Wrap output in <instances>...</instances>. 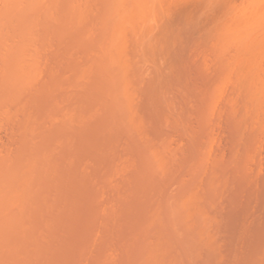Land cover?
Segmentation results:
<instances>
[{"label":"rangeland","instance_id":"obj_1","mask_svg":"<svg viewBox=\"0 0 264 264\" xmlns=\"http://www.w3.org/2000/svg\"><path fill=\"white\" fill-rule=\"evenodd\" d=\"M0 1H2L4 3V0H0ZM21 1H20V3H21ZM28 1L29 0H27V3H25L23 0L22 1L23 4L22 3L17 4V2H16L17 6L15 5V3H12L11 7H8L9 9L6 8L7 11L10 9L16 8V10L19 9L18 10L19 12L23 11V13H27L26 15L25 14L23 15L25 18L23 16H21L23 13L20 15V14H18L19 12L18 13L15 12L16 10L9 11V12H7V14H4V12L6 10V9H3L5 7V3L3 4L2 2H0V6L3 5V7L2 6L1 7L4 10V12H1L3 10L0 11L1 12L0 14L2 16V17L0 16L1 17L0 22L3 23V24L0 23V25L2 26L5 24L4 22H2V19L3 20L5 19L4 21L6 22V26L5 25L2 27L0 26V29H2L0 31L2 33V35L1 34L0 35L3 38H5V36L7 34H9V35H7L9 39L5 38L6 39L5 42L7 41L5 45L7 46V43H10L8 45L9 47L7 46V48H11L10 49L11 53L13 50L15 51L17 48H18L17 53L20 55H22V54L19 53V51L22 53L24 52L23 54H27V53L29 54L30 52H32L30 54L35 56V57H39V60L38 59L37 60L40 63V66L37 65L38 66L37 69L40 68L39 72L37 70L39 75L37 74L38 76L35 77L36 80H33L32 82H30V84L27 86L26 85L27 83L25 84V80H23L22 78L18 80V78H20L19 77L20 75H18V74L21 72V71H19L21 69V67H16L17 65H20V63H19L20 60L18 59V54L16 53L14 55V56H16L15 61L12 59H9V60H12V63H14L13 64L14 67H13L12 64L10 63V61H9V63H8V60L4 61V60L8 59V56H5V55L7 54L10 57V54H8L9 51L6 54L4 53L7 50L5 51V49H3V48H5L4 47L5 45L2 46L3 45L2 42L0 43V44H2V45H0V47H2L0 49L1 50L0 51V57H3V59L5 57L4 60L0 58V190L3 189V191H1L0 193H2V195L6 196L5 193L7 194V191L11 187L12 188L10 190L14 189V187H16L19 184L18 183L19 179H18V177L16 178L15 175H18V173H20L21 170L25 167V165L27 163V159L29 157L30 158L36 157L38 154H41V153H44V154L46 153V155L49 153L48 155L50 158L48 159V163H46L47 166L49 165L46 168V169H48V171L45 169V166H46L45 165L43 171H41L42 169L40 170L41 173L38 171L39 172L38 174H40V175L37 174L33 183H32V185H33L32 189L34 191V192H32V193H34L32 195L35 196V202L36 203L35 202L33 203L32 201H31V203L27 202L28 207L25 205L26 207L24 206V208H23L24 211H25V208L26 209L28 208V210H29V211L26 210L27 213L29 212V214L24 212L25 216L29 215L31 217V219L32 218H34V219L29 220L30 217L28 216V219H27L28 223L25 222V225L26 226H27V224H29V225H28V227L23 225L24 227H26V228H23V230H22V228H20L21 232L23 231V234H24V238L23 237H20V238H21V240L28 239L30 237L31 232H33V230H32V228L34 227L33 225L36 226V228H34L35 229L34 233L37 232V228H38V231H39V229L40 230L42 229L40 231L41 232L40 234L37 235V233H36V239L34 238V236H33V238L31 237V239H30L31 242L33 240H35L33 242H34V245L36 244V249L34 248L35 250L34 249L32 250L30 248V244H31V243H29L30 241L27 243V244H29L28 245L30 248L29 249L26 247L27 246L26 244H25L26 246L24 245V243H22L24 245L23 246L20 243V241H21L20 240L19 243L24 248V249L21 248L22 250L21 249L20 250L21 251L24 250L23 251L24 253L23 252H20L21 254L18 252L16 253L17 250L19 251V248L15 252H13V254L15 253L14 257H12L13 256L12 252L11 253L4 252L5 254H3V255H5V256L7 254H10V255L12 254L11 257H9V258L7 257L5 259L2 255L3 250L1 248H3V247H1L0 248L1 249L0 257H2V259H0V260H2V261L0 264H4V263L5 264H140V263L143 264L142 260H145L146 259L145 256H147V255H143V254H145V252H147L146 251L147 248H146V246L145 247L143 246L144 249H141V246L144 242L148 243V240L151 239L149 237L152 235L151 234L148 236V233L150 234L151 230H154V228H155V227H153L150 229L149 225H146V224H148L147 222H143V224L145 226L144 228H143V226L140 227L141 222L144 219H146L145 216L143 217V214H144V212L147 211V208H149V210L147 211V212H149L153 207H156V209L158 207V209L161 210L160 213L165 211V210H163V208H165L166 210L168 209L167 210L168 214H169V209H170V215H166L165 214L166 211L162 213L163 214L162 220L165 219L164 215H166V219H169L171 216L172 225L174 226V224H175V226H177V225H178V227L181 226L179 229L180 231L179 230L177 231V228H173V229L176 232L181 233V234H178L177 236L180 235L181 237H183L182 232L185 229L183 228V230L181 232L182 225H179V223L182 220H184L183 222H185V218H187V222H190L194 229H197L200 226V223L198 221H196L197 219L195 217L190 216V212H192L196 206L199 208L201 207V209H199V210L197 209L198 211L205 208L209 212V213L208 212L205 213L204 212L205 210L200 211L201 213L202 212L205 213V214L203 213V217L204 216L206 218L208 217L206 220L209 219V216H208L209 214L213 215V216L211 215L212 217L210 216V218H213V221H212V219L211 220L209 219V221L212 222V224H213V226H211V228H210V238H208V240L210 241V244L208 245L209 241H207V242L204 241V243L206 242V245H207V246H205L204 243L202 245V243L199 241L201 244H200L199 250L196 251L198 254L195 252V250L193 252H195L194 254H197V255H200L199 253L203 252L200 255L202 257L199 259L197 258L198 259L197 260L195 258V255H194L193 257H194V259H196V260H194L193 257H191L193 254L191 255L189 253V255H191V256H190V259H188V261L191 260V258L193 260H191L192 263L188 262L186 259L189 257L188 252L191 250V253H193L192 249L189 248L190 247L189 245L194 246L198 242H196L195 238L193 239L192 233H191V237L189 234H186V238H187V236H189L188 239H186L187 240L186 244L183 242V241H185V240H182L183 238L180 239V237H178V240H179L178 242L181 243V246H180V243H179V246H180V248H182V245H183V247L185 246L184 250L179 251L180 248H178L179 247L177 244L178 242L177 243L174 242L175 244H177L176 245L177 249L175 248L176 250H174L172 247L171 251L169 250L170 253L167 252L168 254H166L165 258L162 257V258H164V261H167L168 256H170V254L172 256V253H175L178 257L179 254H177V253L181 252L180 255H182V257H183L184 256L182 254L183 251H185V249H186V252H187V248H189L190 250L187 252V254L184 252V254H186L185 256L188 255V257L182 258L181 256H179V258H180L178 260L180 262L179 264H181L183 262V260H185L183 262L184 264H264V130H258V129H260L259 128L260 125L258 123H256V121L259 120L258 118L261 117V114L257 115L258 116V118L256 117L257 120H255L256 118H254L253 116L251 117L255 120V121L253 120L254 124L256 126H257V124L259 125V127L257 126L258 128L255 129V131L253 130V133H250L252 131H250V129H249L252 127L249 125L250 127L248 128V126H247V128L249 129V130H247L249 133L248 132L247 133L251 134L252 135L251 137L253 139H251V137L249 135H247V133L245 131L246 126H244V125L241 126L242 124L239 125L237 123H233V120H230V123H231V125H230L229 120L226 119V117H227L226 114H227V112H229L227 110V108L231 107L229 105L232 104L231 100H229L227 97L231 96L230 94L232 93V91H231V93H229V89L231 87H230V84L229 85L226 84L228 88L226 87V85H225V88H226V92L228 90L229 96L224 97L223 98L224 100L220 101V102H222L221 104H219L220 102L218 101L217 105L219 107L216 105L217 106L216 108H218V111H220V113L223 112L220 115V116L223 115V117L220 118L219 114L217 113V109H216V111L213 112V117L211 118V126L209 127V128H211L210 129L211 133L208 132L209 134H207V136H209V137H207L206 131H209V129L207 130V128L206 129L202 128L198 124V120L200 122V120L203 119V104L199 100H201L204 93L202 94V90H201L202 95L201 94L196 95V92L193 93L194 91L190 92V94H189L188 90H186V89H190V90L193 89L194 90V88L191 89L192 86H190L191 84H193V82L200 84L199 83L200 79L198 78L199 82H198V79H196L197 76L195 77L196 81L193 80L194 76L196 74V72L194 71L195 65L194 66L192 65L193 67H191V69L195 72V74L194 73L192 74L193 71L190 70V68H189V71L191 74L188 73V74H190L188 76L192 75L193 78L190 77L191 80L186 79V83H185V81H183V83H185L187 86L185 84L180 85L179 84L180 80H177L178 78L174 79L177 82L179 81L178 83L176 82L177 83L176 84L172 78V73L169 74L170 72L169 73L167 72L169 70V68L167 71H165L167 69V67H170V65L168 66V63L170 62L169 60L171 59V62H172V59H175V58L181 60L180 61L181 65H183L182 60L187 61L189 59H193V60L197 59V60H199V62L194 61L197 63V65L199 63V66L204 65L203 68L208 69V67H206V66H208V64L206 63L207 64L206 65L205 62H203L204 60L206 61V59H203V57H205V58L209 57V59L207 58L208 59L207 62H209V60L210 61L216 60V58L214 59V57H217V56L229 57L231 55H241V56H243L242 57L243 59H244V57L245 58L247 57L249 59L253 58V57L255 58V56L257 58H258V56L264 57V17H262L261 20H259L257 23H255L254 25L251 26L249 36L246 37L245 39L244 38L243 39L238 38L235 40L223 39L219 36L218 31H217L218 28L223 26V24H221V23H223L224 21L225 22L228 21V17L230 19V17L231 16L233 17L234 14H237V15L240 14L243 9L244 10L246 9L244 7H248V9H250L251 7H249V3L251 2V0H137V4H138L137 7L140 5L141 2L144 3L147 7L146 8L147 13H146V15L144 13V16H143V20H142L143 23L140 20L141 18L139 19L140 21L138 20L139 21V27H138L139 30H140V28H142L143 32L145 31L144 34L146 32L147 33L145 34V36H144V34L140 35L139 30H137V34L139 32L140 37L144 36L143 40H142V38H141V40H139L140 38L138 39V35L136 37V35L134 36V34L131 31H130L131 33L128 32L130 34V36L127 39H129V41H130V43H128V44H130V47L127 44V48H128L127 51L130 52L131 56L136 54L135 55L136 57L134 56L136 59L134 57L133 58H134V60H137V63L134 62L133 66H132L133 62H131L130 67H134L135 69H138V72H137V71H134L132 68H130L129 74H130V71L132 69L134 72L131 71V73L134 74L135 80L138 81L137 82V81L133 80L132 79L133 76H132V74H130V78L133 81L132 84L136 85V87H134V88H137L139 85H141L135 91L139 92L140 89H141V91L143 89L145 90V88H143V87H146V91H142V92H144V94L146 93V95L142 94L141 91L137 95L135 94L137 98L135 97L134 100L138 101V104H136V106L137 105L138 106L137 107L135 106V109L133 110L134 111L133 114L137 113V115H139V116L141 115L142 118H144V120H142V118H141V120L144 122V125L148 121L147 127L144 128V129H146V128L147 129L144 131H147L146 133H149V134H147V135H149V137H150V135H151V137H153L154 140L151 137L150 138L152 139V141L150 142L151 139L149 140V142L152 143L151 145L154 144L153 146H155L154 142L157 141V143H158L157 146H159V144H162V141L166 138L167 140L165 139L166 140L165 142H167L168 144L170 142V144H172L171 149H170L171 152H173V154H174L175 150L177 152H180V153H177V152L175 153V157H177V156L180 157V154H181L180 158L178 157L175 160V159H172V158H175L174 156L171 157L170 162H171V165L173 167H172V169L171 168L170 169L173 170V172H171L168 169L167 171H165L166 174H163L164 172H161V171H160L161 174H158V171H156L157 174H153L154 173L153 169H152L151 173L150 172L148 173L147 171L144 170V168H146V165H148V164H146L147 158L144 159V157H143L144 155L142 156V154H143L142 150L140 151V148H139L140 145H138V143L140 141H143V140H141V137H140L141 134L139 135V137L137 136V134L140 133L139 131L137 133L132 132V133H134V135L129 134L130 128L126 129L128 124H127V122H126V124H124V122H123V121H125V117H126V113L124 115V112H123V110L125 111V109H123L124 107L121 109L123 102H121L122 104L120 102H118L115 99L117 96L116 93L115 92L113 93L115 88H117V90L119 88V86H116V85L120 84V80H117V78H119V77L116 75V71L111 70V72H115V76H117V78H115V76L114 77L112 76V75H114L113 73L109 74L111 72H108V71H110L111 65H112L111 68L113 69L114 64H111V65L107 64L109 70L107 68H105L107 71L105 73H108L109 76H112L110 79L107 74L105 75L108 79H110V81H112V82H106V83H110L108 86L104 82V79H105L104 76H103L104 78H99L100 76L95 77L96 75L94 76L92 74V72L94 74L96 72L92 71L91 68L88 67L91 64L93 65L95 63V61L94 62L91 61L92 59L91 58L89 59V57L91 56L93 58V60L96 59V58H94V56L92 54H95L96 52L98 53V51H99L98 47L101 46L99 43L100 42L102 43V41L104 40L101 38L107 37L104 35L105 32L103 33V29L98 27V26H100V27L103 26V28H104V25L101 24L98 20L99 19L101 21L103 19H105L106 21L112 20V19H110L112 17L108 18L109 15H112L111 14L112 12L107 11L108 5H110L109 9H111L110 8L112 5L111 0H109L110 3L107 0L108 1L107 3H109L108 5L103 4L105 2L102 3V0H100L101 4H100L99 0L93 1V2H96L95 5H94V3H92V0H79V1L78 0H76V1L72 0L71 3H73V4H71L69 2L70 0H55L57 3L59 1V3H58L59 5L56 4L58 7V12L56 10L57 9L56 6H55L56 8L54 9L56 11H52L53 10L52 8L54 6L53 5L50 9L51 10L50 15H48L50 6H49L48 10L45 9L43 11V9L45 7L46 8L48 7V5H46V3L47 4L49 3V5L50 4L52 5L53 3L55 4L54 0H52V1L51 0L50 1L49 0H42L40 2L39 6L41 5V8L45 5L43 7V9H41V11H43V12H41L40 9H38V11L35 10L37 7L35 9L33 8L35 11H33V9L32 10L30 9L31 10L30 11L29 8H27L25 6V4L26 5L28 4ZM112 2H113V0H112ZM76 3L79 5H77L78 7L75 9ZM87 3H89V4H87ZM69 4L71 7V9H69L71 14L70 13L66 14V13H68L67 11H68ZM102 4H103L104 8H103V6H101ZM21 5L23 7H20ZM89 5H90L91 9H89L90 8ZM25 7H26V9H28V11H25L26 10ZM99 7H100V9H99ZM86 8L89 10H87ZM92 8L93 9L97 8L98 10L94 9V11H92ZM103 9H105V10H103ZM74 10H77V11H74ZM85 10H86V12H85ZM36 11H37V13L40 14V16H39V14L38 15L37 14L32 15V13L33 12L36 13ZM87 11H90V13H88ZM100 11L102 12V13H100V15L101 16L104 15V18H102L99 15L102 19L98 16ZM29 12H32V13H30L32 16L31 15L28 16ZM52 12L54 14L56 12L55 16H53V17H52V15H53ZM73 12L78 13V14L75 13V14H77L76 18L73 17L75 15V14L73 15ZM107 12H109L110 14ZM2 13H3V15H2ZM11 13L14 16H11L10 15ZM86 13H88L89 16ZM17 14L20 17V21L23 20V22L25 21L26 23L21 24V22L19 21L18 18L15 19L14 17H17L16 16ZM45 14L47 15L46 20H45V17H46ZM106 14H108V16ZM250 14L251 13L249 12L248 15H250ZM43 15L45 17H43ZM237 15H236V17H237ZM37 16L39 19L37 18ZM48 16H51L53 18V19L51 18L52 20H56V16H57L56 22L52 21L50 18H48ZM67 16L69 18H67ZM70 16L75 18L73 23L71 21L72 18ZM97 16H98V18H97ZM26 17H28V18L26 19ZM35 17H36V19H35ZM77 17H78V19H77ZM86 17H88V18H86ZM58 18L61 19V21H64L66 19V21H64V22H66V24H67V21L69 20L68 25H65L64 22L62 23L60 20H58ZM95 18H97V19H95ZM107 18H108V20H107ZM38 20H40V21H38ZM43 20H45L46 22ZM77 20H79V21H77ZM16 21H18V23L20 25L17 26ZM80 21H82V23ZM106 21L105 22L103 21V23L105 25L107 23ZM58 22H59V24H56ZM93 22H94V24H93ZM98 22H99V25L95 26V23L97 24ZM8 24H11V25H8ZM220 24L222 26H220ZM25 25H26V28H25ZM145 25H146V28H145ZM21 26H22V29H24V30L21 29ZM23 26H24V28H23ZM143 26H144V28H143ZM7 27H9V28H7ZM38 27L40 29H38ZM95 27H97V29H95ZM30 28H31V30L34 29V30H32L33 33H32V31L29 32ZM20 29H21V31H20ZM98 29H100L101 33L99 31L96 32ZM101 29H102V31H101ZM6 30H9V31H6ZM93 30H95V31H93ZM127 30H129V29H127ZM104 31L107 32V29L105 28ZM9 32H11V33H9ZM28 33H30V34L32 33L33 35H35L36 38L34 36H32V37L35 38V40L33 39V43H36V46L34 44H33L34 46L32 45V43H31L32 37L29 38ZM98 33H100V35ZM102 33H103V35H101ZM128 33L126 36L129 35ZM16 35H18V36L16 37ZM100 36H101V38H100ZM97 37H98V39L100 38L99 40H102V41H99L97 39ZM3 38H0V41H1V39L3 40ZM16 38H18V39H16ZM23 38L25 40L28 39L27 40L28 43L30 44V46L32 45V47L34 49L31 47H30V49L29 48L20 49L21 46H23V43L26 42V41H24ZM20 39L21 40L23 39L22 40L23 42ZM214 40L218 41V46L220 48V51L217 53L213 51V47H212ZM17 41L20 44H18ZM3 42H4V40H3ZM11 43L12 44L17 43V44H15V46L17 45L16 46L17 48L15 46L13 48V45H11ZM142 44H143V46H142ZM18 45H21V46H19L20 48L18 47ZM26 45H27V47H29L27 43H26ZM145 45H147V47H149V46L151 47V48H148L146 50V53H145V49H144ZM103 46L104 45L102 44L101 47H103ZM139 47H141V48L143 47L142 50H144L143 51L144 56L146 58L150 57V59L153 61L152 62L150 60L152 62V64L149 62L151 64V67L154 68L155 65L157 64V62L159 61L160 64L158 63L156 65L157 67L154 68V70H156L155 73L156 72L159 73V74L156 73V76L154 75V70H153V68L150 67V64L146 61H145L146 62L145 64L142 62L145 59L142 60L140 63L139 60H141V58H142L141 55L139 57L140 59L139 60L137 59L138 56H137L136 52H139V50H138ZM141 48H140V50H141ZM35 49H36V52H38V53L35 52ZM131 51L135 52V53H132ZM140 52L142 53V51H140ZM140 52L138 54H140ZM100 53H101V51H100ZM13 54H14V52H13ZM35 54L36 55L38 54V56H36ZM20 55H19V57L22 58ZM127 55H129V53ZM14 56H12V58ZM95 56H96V54H95ZM131 56H129V58ZM152 56H154V57H152ZM28 57L29 56L27 55L26 59ZM98 57H99V55H98ZM199 57H200V59H199ZM210 57H213L212 58L213 60ZM102 58H100V59H102ZM154 58L156 60H157V58H159V59H158V61H156ZM16 59L19 60L17 65H16ZM106 59L107 58H105V60ZM87 60L89 62L91 61L90 65L88 64L89 62H87ZM154 60H155L156 64L154 63ZM165 60H166V62H165ZM97 61L99 62V64L101 61V65H103L106 61H109V60H106L105 62H104V60H97ZM102 61H103V64H102ZM131 61H133V59ZM148 61H149V59H148ZM138 62L142 65V68L141 67H137V68L135 67V64L138 65ZM171 62H170V64H171ZM177 62H178V60L173 62V67L176 65L174 63H177ZM194 62H193V64H194ZM39 63L37 62V64H39ZM86 63L88 64V66ZM97 63H96V66L98 65ZM209 63H211V62H209ZM147 64H149V65H147ZM101 65H99V66H101ZM141 65H139V66H141ZM143 65H144V67H143ZM166 65H167V67H166ZM241 65L238 64L237 66H241ZM147 66H149V67H147ZM178 66H180V65L178 64ZM196 66H195V68H196ZM237 66H235V67H237ZM85 67L90 68L91 73H90V70L87 72L88 68L85 69ZM180 67H182V66H180ZM212 67L213 66L211 65V69H213L211 71H214L212 73V76H213V74H215V77H216V75L218 77V75L220 73V71H219L220 68L218 69V64L216 65V62H215L214 67L213 68ZM244 67H245V65L243 67L242 66L239 67V69L243 70ZM13 68H14V71H13ZM15 68H17V69L15 70ZM82 69L83 70L85 69V72L82 71ZM97 69L100 70V68H97ZM171 69H173V68L171 67ZM176 69H179V67H176ZM180 69H181V71L183 70V68H180ZM180 69L178 71H180ZM198 69L200 71L199 67H198ZM236 69H238V67ZM141 70L144 72L143 76L141 75L143 73ZM152 70H153V72H152ZM174 70H175V68H174ZM15 71H16V73H18V72L19 73L15 75ZM207 71L210 72V69H208ZM76 72L80 75V78H81V74H83V73H85V75H89L87 83L84 82L87 79L86 76L84 79H82L83 81L79 82L80 78H78V76L77 77L75 76ZM99 72H101V71H97V73L99 75L104 73V72L103 73H99ZM139 72H141V74ZM163 72H164V74H163ZM174 72H173V74H174L173 77L178 74L177 71L175 73ZM183 72H184V70H183ZM77 73H76V75H78ZM135 74H140V77L141 76L142 77L139 78L138 77L139 75H135ZM161 74L164 75V79H163V77H160V78L162 80H164L165 84H168V85H165V86L163 85V86L164 87L168 86V89H166L167 91H164L161 93L159 92V94L157 93V95H159L160 102H162L160 104L159 103L157 104V102L159 100H158L157 96L155 97L156 91L154 90V93H153L150 89L152 86H153L152 90L156 89L157 88L156 86H158L157 89L159 91L162 88L163 89L161 91L164 90V87L162 85H160L161 79H160V81L157 79L159 76H162ZM208 74L211 75V72ZM148 75L150 77H148ZM181 75H179L180 79H181V77L187 76L185 74L183 76H181ZM17 76H18V78H16ZM144 76L146 77L147 82H146V80H143V79H145ZM188 76H187V78H188ZM199 76L200 75H198V77ZM90 77H93V78L90 80ZM101 77H102V75H101ZM151 77L155 78V80ZM139 79L140 80L142 79L144 82L142 80H141L142 81L141 82ZM183 79L184 78L181 79L180 83H182ZM156 80H157V82H156ZM170 80H171V82H170ZM192 80H193V82H192ZM165 81L169 82L170 85H169V83H167ZM113 82H115L116 84ZM136 82H137V84H135ZM151 82H154V83L150 84ZM31 83H32V85H31ZM83 83H85V85ZM171 83L172 84L174 83V84L172 85ZM79 84L81 85V87ZM132 84H131V86H132ZM175 84L179 87H177ZM197 84H195L196 87H197ZM105 85L107 86V88H105ZM114 86H115V88H114ZM174 86H175V88H174ZM185 86H186V89H185ZM189 86H190V88H188ZM195 86L193 84V87H195ZM200 86H198V87H200ZM203 86H201V87H203ZM232 86H234V85H232ZM176 87L180 91L177 90ZM102 89L106 90L105 91L106 94H105V92L103 93ZM108 89L109 90L112 89L111 90L112 92L109 91ZM169 89H170V91L174 90V92L171 91L172 92L171 93L170 91H168ZM232 89H230V90H232ZM158 90H157V92H158ZM133 91H134V89H133ZM196 91H198V89ZM108 92L109 93L111 92L110 94L113 93V95L107 94ZM137 92H135V93H137ZM166 92L168 93V95L170 93L171 96L169 95V97H168V95H165V94H167ZM102 93L104 95H106V96H104L106 99L104 98L101 101V98H103ZM149 93H151V94L153 93L154 96H152L153 95L152 94L151 95L152 97L150 98ZM141 94L144 96H142ZM163 94H164V97H163ZM177 94H180L182 99H181V97L179 99L178 98L179 96L178 97L176 96ZM107 95H109V98L107 97ZM173 95L175 97H173ZM199 95H200V97H199ZM111 96H112V100H114L115 104L111 103L112 102V101H110ZM113 96H115V98ZM148 96H149V98H148ZM165 96H167V97H165ZM171 97H173L174 99ZM225 98H227L229 101ZM162 99H166L165 102ZM186 99L188 102L186 101ZM115 100L117 102H115ZM152 100H154V101H152ZM174 100L175 101L178 100V101L175 102ZM183 100H185V102ZM225 100H227V102H229V105L227 103H226L227 105L224 104L227 107L222 105L225 102ZM136 101H134V103H137ZM155 101H157V102L155 103V105H153V103ZM167 101L168 102L170 101L168 103V104L171 103L170 105L174 104V106H170V107H172V108L175 107L176 109L174 108L173 109L174 111H173L172 108L167 109L166 107L165 108L161 107L162 109L161 108L160 109L162 110V114H163L162 117L163 118L160 119L161 120L160 121V120H158L159 118L157 119L156 116L160 115L161 113H156L157 109H159V108L155 109V107H157L158 105H162V104H163V106H165L166 105L165 103H167ZM171 101L172 102L174 101L175 103L174 102L172 103ZM100 102L105 103V104H107L109 102L112 104L113 107L115 105L116 108L115 107L111 108L112 111H110V112H112V114H115V115L109 114L108 110H110V109H108V107H107L108 105L103 107V106H101L103 104ZM149 102H152V105L154 107L152 105H150L151 103H149ZM98 104H99V106H101V108L96 107ZM110 106H109V108H110ZM158 107H160V106H158ZM220 107L221 108L223 107L224 109L226 108L224 111L227 110V112H224ZM95 108H97L98 110L97 109L95 110ZM219 108H220V110H219ZM75 109H78V110L75 111ZM113 109H115V110H113ZM136 110H137V112H136ZM171 110L173 113L170 112L171 113V115H170L168 113ZM91 111L93 112V114ZM115 111H118V112L116 113ZM121 111H122V113H121ZM70 112H72L71 115H69ZM73 112H74V114H73ZM81 112L84 114L85 117H87V119L82 116L83 114ZM151 112H153V113H151ZM154 112H155V114H158V115L155 116ZM159 112H161V111H159ZM163 112L164 113L167 112V113L164 114ZM90 113L92 114L91 117L87 116L88 114L90 115ZM118 113L120 114V117L118 116L119 118L116 116V115H119ZM72 114H73L74 121L71 119ZM172 114L174 117L172 116ZM176 114L177 115L181 114V115L180 116L178 115V117H177ZM62 115H63V117H62ZM64 115L67 117H65ZM137 115L135 117L136 119L138 117ZM59 116L61 119L59 118ZM154 116L156 117L155 119H157L159 121V124H157L158 122L153 119ZM262 116H264V115H262ZM170 117H171V120L169 119ZM228 117H230V116H228ZM64 118H66L68 122H66V119L64 121ZM75 118H76V120H75ZM164 118L165 119L168 118V122H166ZM173 118L176 120V123L177 122L180 123L178 125L179 127L177 126L178 123L174 124L175 120ZM178 118L180 119V121L184 122L185 125H184V123H182V125H181V122L178 121L179 120ZM199 118H201V119H199ZM261 118H260V120L263 123L264 121H262V119H264V118H262V119ZM62 119H63V121H62ZM81 119H85L84 120L85 122L82 121L83 123H81ZM118 119H119V123L117 124ZM138 119H140V117H138ZM149 119H151L150 120L151 122L149 121ZM71 120L73 121L72 123H71ZM77 121H80L81 124L77 123ZM120 121H122V122H120ZM162 121H163V123H165V122L168 123V125L165 123L166 126H169L170 124H172V125L169 126L170 128H168V127L165 128L164 124L163 123L161 124ZM170 121H172V123H169ZM121 123H123V124L121 125ZM35 124H36V127L39 128V131H37V129H35ZM27 125L29 128L26 127ZM115 125H116V127H115ZM158 125L160 126L161 129L164 128L161 131V134L159 133L160 129L158 128ZM161 126H163V127H161ZM187 126L190 129H187ZM237 126H240V127H238V130L236 128ZM261 126L264 129V124H262ZM32 127L35 130L33 132L28 131ZM25 128L30 133L27 134ZM121 128L123 130H121ZM183 128H185V129H183ZM240 128H242V129L239 130ZM244 128H245V130H244ZM24 129H25V131H24ZM186 129L188 130V132L184 131ZM141 130H142V128L140 129V131ZM256 130H258V131L256 132ZM156 131H158V133ZM242 132H244L248 136V138L250 137L249 139H247L248 141L245 139V137H247V136H244V138L238 137L239 139L237 141V135L239 133H241V137H242V135H245ZM23 133L27 134V136L25 135L26 138L24 137ZM31 133H33V134H31ZM143 133L144 132L142 130V134ZM146 133H144V134H146ZM154 133H157L156 135H158V136H160V135H163V136L159 137V139H158L156 136H154L155 135ZM254 134H256V135L254 136ZM28 136H30L31 138ZM146 136H144V138ZM211 137L213 140L211 139ZM29 138L32 139L30 142H29V140H30ZM137 138H139V139H137ZM155 138H157L160 142L157 139L155 140ZM207 138L211 139L212 141H210V140H208V141L212 142V144H213V145H211L212 149H208L210 147V145H208L209 147L207 148L208 154L213 157V163H209V165H211V164L213 165L212 167L210 166L211 167L210 170L213 169V171H210L209 168H207V170L210 172V176L208 174L209 172L207 173V171H206V173L203 172L204 174H207V175H203V173L201 172V173H199L200 174V176H199V174L198 175L195 174V171L200 166L198 159H197V157L199 156V153H200V151H199L200 148H198V147H202L203 145L202 146L200 145L201 141L204 139V141L202 143H205ZM26 139H28L27 145L24 144ZM134 139L137 140V143L135 142ZM250 139H251V141H250ZM138 140H139V142H138ZM147 140H148V138H147ZM197 140H198V142H196ZM245 140L248 143L244 142ZM241 141H242V143H241ZM249 141H250V143H249ZM134 142H135V144H134ZM194 142H195V144H193ZM128 144L131 145V148H127ZM168 144H164V145H166L168 147ZM190 144H191V146H190ZM234 144L235 145L237 144L238 147L236 146V148H235ZM134 145H138L139 147L137 148V146L135 147ZM23 147H24V149H23ZM128 147H130V146H128ZM141 147H143V146H141ZM172 147L175 148V149H173L174 151H172ZM42 148H44V149H42ZM37 149H39V150H37ZM136 149L139 151H137ZM168 149L169 148H167V150ZM180 149L184 150V152ZM235 149H238L237 155L234 152ZM18 150H20V152ZM209 150H211L213 152V154L211 151L209 152ZM38 151H40V152L38 153ZM21 152H22V154H21ZM34 152H35V155H34ZM201 152L203 153V151H201ZM195 153H197L198 156ZM9 154L11 155V157L9 156ZM23 154L24 155L26 154L25 155L26 158L21 157V155L23 156ZM12 155H14L13 158H12ZM48 155H47V158H48ZM139 155L141 156V158H139ZM182 155H185V157L182 158ZM200 155H202V154H200ZM8 156L10 159L8 158ZM132 157H135L136 160L133 158V159H131L132 163L131 162L129 163L128 162V161H130L129 158H132ZM142 157L144 160H142ZM185 158H187L186 159L187 162H186ZM126 159H127V161H126ZM184 160H185L187 166H184L183 168L185 170H188L190 168L191 171L189 169L188 171H190V172H188V173L191 176L187 173V171L182 169V166L180 167V164L183 165L182 163H184V162H182V161H184ZM120 161H121V163H120ZM210 161H212V159ZM24 162H26V163H24ZM122 162H124L125 165H126V163H128L127 165L129 167H130V164L135 163V165L134 164L131 165L132 167L134 166V169L130 167V170H128V172H127V167L125 169V166H124L125 172L122 170V172L124 174L121 171L116 173V171H117L116 168H118V166L120 164H122L121 167L124 165ZM148 162H149V160H148ZM170 162H168V165ZM53 164L56 166V167L54 166V169H53ZM168 165H167V167H171V165H169V166ZM184 165H185V163H184ZM49 167H50L51 171L49 170ZM173 168H177V170L179 168L181 170H178L175 173L176 169H173ZM149 169L147 168V170H149ZM44 171L47 173H44ZM167 172H168V174H167ZM211 172L213 173V175ZM192 173L195 174L196 176H194ZM215 173H217V174H215ZM46 174L49 176H47ZM112 175H115V176H113V178H112L111 177ZM8 176H10V177H8ZM13 176L15 177V179ZM212 176H213V179L215 178L213 181V183H215V184H213L214 185L213 188L217 187L216 190L215 189L211 190L208 188V186H209L208 181H210L209 179ZM190 178H191V180H189ZM218 178H219V180H218ZM3 179L5 180V182L7 181L6 186H2V182H4ZM192 179H194V180H192ZM196 179H197V181H196ZM111 180H113V181H111ZM205 180H206L207 185H205L206 184ZM188 181H190V182H188ZM186 182H188V183L192 182V184L194 185V187H193V185L191 184L193 188L187 184L192 189H196L198 187L197 190H195V191H197L196 195L200 194L201 190L203 192L204 190H206V188H208V192H207L208 196H209V194H211V197H212V194H213V197H212L213 199L211 198L213 201V204L211 203V205H210V202H211L210 197H209L210 201L208 200L206 202L208 197L203 195V193H202L201 196H203V197L205 196V198L202 197L203 201H204V199H206L205 202H203V201L200 202L202 200L201 196H199V195H198L199 197L196 196V198H198V200H200L198 202L200 205L197 204V202H195L197 205L195 204L196 206L194 207L192 205L194 202H191L192 204L190 203L189 205L187 204V205H184L183 207H180V206L178 207L179 202L177 203L176 199H178V195H180L181 193H182L181 195L184 196V194H183L184 188L183 187H186L185 186ZM195 185H197V187ZM204 185H205V187H203ZM8 186H10V188ZM6 187H8V188L5 190ZM186 188H185V190H186ZM188 190H189V192H187ZM188 190L184 191V193L186 192L185 196H187V197L190 196L189 193H191V189H188ZM210 190L213 193L209 192ZM35 191H38V193L37 192L35 193ZM198 191H200V192H198ZM39 193H40V195H38ZM2 195L0 194V200H2V197H3ZM42 195L47 197V198H44L45 202L42 200V198L44 197ZM37 196H39L40 199H37ZM182 196L180 199L184 198ZM168 197H170V199H167V202H168V204H167L164 201ZM175 197H177V198L175 199ZM32 198H33V196H31V199ZM163 198H165V199H163ZM46 199H47V202H46ZM171 199L176 200L175 203H174V200L172 201ZM33 200H34V198H33ZM37 200H39L38 204H37V202H38ZM162 200H164L163 204H162ZM195 201H197V199H195ZM160 202H161V205H158ZM2 204H3V202H1V205ZM148 204L150 205L151 208L148 207L149 206ZM191 205L194 208H192ZM3 206H5V211L3 210L4 214L7 213L6 212L7 210L9 211L11 209L12 210L16 209V208H14L15 204L13 206V203L7 202ZM7 206H8V208L6 210ZM160 206H161V208H160ZM2 207H0L1 208L0 209V216L2 214L1 213ZM190 207H191V209H190ZM178 209H180L179 214L184 216V218H182L181 220H179L180 218H176L180 221L179 223H177V221L175 219V215H178V214H174L175 212L178 211ZM33 210L35 212L34 217H33V215H31V213H32L31 211H33ZM173 211H175V212H173ZM162 214H161V216H162ZM172 214H174V215H172ZM141 215H142V217H141ZM144 215H146V214H144ZM147 215H148V213H147ZM147 215H146V217H147ZM167 216H169V217L167 218ZM171 221H168V224H167V222L165 220L164 223L167 224L168 226H172V225H170ZM175 222L177 223V225ZM164 223H162V224L164 225ZM185 224H187V223L185 222L183 224L184 225L183 227H186ZM189 225H187V227ZM168 226L165 227L168 230V232H167V233H169L168 235H173V233L170 231V229H172V227L169 229ZM9 227H12V226H9ZM9 227L7 229H9ZM138 227H139V229H138ZM147 227H149L148 229H150L149 230L150 232H145V231L143 232V234H145V233L147 234V236L146 235L143 236L145 238V239H143L144 242L142 241V235L140 236L139 234H138L139 235L138 239L135 240L134 238L138 236V235H136L137 230L139 233L140 228H142V230L143 229L145 230ZM212 227H213V229H212ZM3 228H5V227H3ZM12 228H10V229H12ZM165 228H163V229L165 230ZM20 229L18 228V229H16V231L18 230L20 232ZM28 229L31 231H29ZM0 230H2L0 235H3L2 238L0 236V240L6 239L5 241H7V243H8L9 242L8 239L12 238V236L11 237L9 236V238H7L8 237V235H6L7 230L6 229L4 230L2 228ZM3 230L5 231L4 232L5 234H2ZM26 230H27V232H26ZM12 231H14V229ZM16 231H14V234H13L12 232H10L8 230L9 234L12 233L13 235H18V233L17 234L15 233ZM28 231L30 233H28ZM175 231H173V232H175ZM134 232H136V234L134 236L131 235V234H134ZM176 232H175V234H176ZM185 232H186V230H185ZM26 233H28V234H26ZM151 233H153V231ZM167 233H163L162 236L163 235L166 236ZM170 233H172V234H170ZM188 233H190V232H188ZM12 234H10V235H12ZM19 234H21V233H19ZM28 235H29V237H28ZM19 236H21V235H18L16 241L18 240ZM26 236L28 238H26ZM131 236H133L134 238H131ZM156 238H158V237H156ZM156 238L152 237V240L156 241L155 240ZM170 238L167 237L166 239L167 240L168 239L173 240V238H175V237L171 236ZM133 239L135 240L134 241L135 243H132ZM159 239H161V238H159ZM138 240H139V242H137ZM16 241H14V242H16ZM163 241L164 240L162 238V242ZM173 241H175V240H173ZM192 241H193V243L190 244ZM197 241H198V239H197ZM1 242H0V246H1ZM14 242H12V243H14ZM22 242H25V241H22ZM168 242L165 241L163 243L166 244ZM170 242L172 243V241H170ZM10 243H11V241H10ZM163 243L161 244V247H162ZM174 243H173V246H175ZM5 244H6V242L3 241V245H5ZM152 244H153L152 242H151V244L150 243L147 244V247H151L150 245H152ZM21 245H20V247H22ZM34 245L31 244V246H34ZM154 245H152V246H154ZM164 245H163V247H164ZM201 245H202V248H201ZM6 246L7 245H5L4 248H6ZM155 246H158V245H155ZM166 246L169 247V244H166ZM186 246H188V247H186ZM203 246H205V247H203ZM161 247H158V249L161 252L162 251L164 252L165 247L163 249ZM25 249H26V251L27 250L28 251L25 252ZM200 249H203V251H200ZM140 250H142V252H144V253H141ZM154 250H156V249H154ZM173 251H176V252H173ZM22 253L24 256L22 255ZM18 254L22 255L23 257L22 256L19 257ZM176 255H174V258L176 257ZM158 256H160V255H158ZM161 256H163V255H161ZM171 256L169 258L170 260H168V261L172 262L174 259L172 260ZM162 258L159 257V260ZM4 259L6 260L5 262H4ZM176 259L177 258H175L174 261H176ZM180 260H182V262ZM174 261L171 264H175ZM2 262H4V263H2ZM161 262H163V261H160V263ZM145 263L147 264L146 260H145ZM162 264H164V263H162Z\"/></svg>","mask_w":264,"mask_h":264},{"label":"bare ground","instance_id":"obj_2","mask_svg":"<svg viewBox=\"0 0 264 264\" xmlns=\"http://www.w3.org/2000/svg\"><path fill=\"white\" fill-rule=\"evenodd\" d=\"M14 1V2H13ZM20 1L21 0H4V3H5V7L3 8V9H6V8H8V7H11V4L12 3H15V5H16V2H17V4H19L20 3ZM23 1V0H22ZM22 1H21V3H22ZM42 0H29L28 1V6L25 4V6L27 7V8H29V10L31 9H35L36 7V9L35 10H37L38 11V9H40V11H41V9H43V7L45 6H43L42 8H41V5L39 6V4H40V2H41ZM50 1V0H49ZM52 1V0H51ZM71 1L72 0H70L69 2L71 3ZM76 1V0H75ZM74 1V2H75ZM79 1V0H78ZM77 1V2H78ZM93 1H95V0H92V3H94V5L96 4V2H93ZM97 1V0H96ZM100 1V0H99ZM109 1V0H108ZM107 0L105 1V0H102V3L103 2H105V3H103V4H106V5H108L109 3H110V1H109V3H107L108 2ZM253 1V2H252ZM0 2H2V1H0ZM24 2L25 3H27V0L25 1L24 0ZM54 2H55V4L53 3L52 5L50 4L49 5V3L47 4L46 3V5H48V7L46 8H44L43 9V11L46 9V10H48V8H49V6H50V8H49V12H48V15H50L51 13H50V9H51V7L53 6V10L52 11H56L57 10V12H58V7H57V5H59L58 3H59V1H58V3L54 0ZM83 2V1H82ZM88 2V1H87ZM91 2V1H90ZM3 3V2H2ZM3 3V4H4ZM20 3V4H21ZM51 3V2H50ZM80 3V2H79ZM98 3V2H97ZM23 4V3H22ZM57 4V5H56ZM71 4H73V3H71ZM87 4H89V3H87ZM100 4H101V1H100ZM103 4L101 5V6H103ZM111 9H109V6L110 5H108V10L107 11H109V12H112L111 14L112 15H109L108 16V14H106L107 16H108V18L109 17H112V18H110V19H112V20H108V18H107V20L110 22H108V21H106L105 19H103L102 21L99 19L98 21L101 23V24H103L104 25V28H103V26L102 27H100V26H98L99 28H102L103 29V33L105 32V36H107V37H103V38H101V36H100V38L101 39H104L103 41L102 40H99L98 39V37H97V39L99 40V41H102V43L100 42H98L101 46H102V44L104 45L103 47H101V46H99L98 47V49H99V51H98V53L96 52L95 54H96V56H95V54H92L93 56H94V58H98L97 60H104V62L106 61V60H109V61H106L104 64H103V61H102V64L103 65H101V61H100V64H99V62L96 60V59H94L93 60V58L90 56L89 57V59L91 58L92 60L91 61H95V63L92 65H90V62L87 60V62H89L88 64L90 65V66H88V64H87V66L88 67H90L91 68V70L92 71H95L96 73L94 74L93 72H92V74L95 76V77H98V76H100L99 78H104L105 77V79H104V82L106 83V82H112V81H110V79H111V77L113 76H115V72H111V70H113V71H116V75L120 78H117V76H115V78H117V80H120V84L119 85H116V86H119V88H118V90H117V88H115V86H114V88H115V90L117 91H115L114 89V91H113V93L115 92L116 93V98H115V96H113L118 102H123V104H122V107H121V109L123 108V109H125V111L123 110V112H124V115H125V113H126V117H125V121H123L124 122V124H126V122H127V128L126 129H129L130 130V132H129V134L131 135V134H133L134 135V133H132V132H140L139 134H137V136L139 137V135L141 134V140H143V141H140L139 142V140H138V142L140 143H138V145H140V147L138 146V145H134L135 147L137 146V148L139 147L140 148V151L142 150V156L144 157V159H146L147 158V161H146V164H148V165H146V168H144V170L145 171H147L148 173L150 172H152V169L154 170V173L153 174H157L156 173V171H158V174H161L160 173V171L161 172H164L163 174H166V172L165 171H167L168 169L171 171V172H173V170H171L172 169V165H171V162H170V160H171V157L172 156H174L175 157V153L177 152L176 150H175V152H174V154H173V152H171V146H172V144H170V142H169V144L167 143V142H165L166 140L164 139L163 141H162V144H159V146H157L158 145V143H157V141L156 142H154L155 143V146H153V145H151L152 143H150L151 141H152V139H153V137H151V135H150V137L152 138H150L149 137V135H147V134H149V133H146L147 131H144V130H146V129H144L145 127H147V123H148V121L146 122V126L144 125V122L142 121V120H144V118H142V116L140 115H137V113H134L133 114V110L135 109V106H136V104H138V101H136V100H134V98L136 97V95L141 91V89H140V91L139 92H137V91H135V90H137V88L138 87H140L141 85H139L137 88H134V87H136V85H134V84H132L133 83V81L131 80V78H130V74H132L131 73V71H137L138 72V69H135L134 67H130L131 66V62H133V64H132V66L134 65V62H136L137 63V60H134V58L136 57L135 55H132L131 56V54H130V52H128L127 51V44L128 43H130V41H129V39H127L129 36H130V34L129 33H133L134 34V36L136 35V37H137V35H138V39L139 40H141V38H142V40L144 39V36H145V34L147 33H145L144 34V32H143V30H142V28H140V30H139V21L141 20H143V16H144V13H145V15H146V5L144 4V3H140V5L137 7V0H113V2H112V0H111ZM76 5V7H75V9L78 7L77 5H79V4H75ZM74 5V6H75ZM2 7H3V5H1ZM0 6V11L1 10H3L2 9V7ZM17 6V5H16ZM57 7V9L56 10H54L56 7ZM14 7V6H13ZM12 7V8H13ZM19 7V6H18ZM17 7V8H18ZM20 7H23L22 5L20 6ZM26 7H25V9H26ZM40 7V8H39ZM89 7H90V5H89ZM93 7V6H92ZM249 7H251L250 9H248V7H244V8H246L245 10L243 9L242 10V12L240 13V14H234V16L232 17H230V19H229V17H228V21L227 22H223V23H221V24H223V26L220 24V26H222V27H220V28H218L217 29V31H218V34H219V36L221 37V38H223V39H227V40H235V39H238V38H240V39H245L246 37H248L249 36V33H250V28H251V26L252 25H254L255 23H257L259 20H261L262 19V17H264V0H251V2L249 3ZM88 8V7H87ZM86 8V9H87ZM103 8H104V6H103ZM9 9V8H8ZM21 9V8H20ZM33 9V11H35ZM69 9H71V7H70V4H69V7H68V13H66V14H69L70 13V10ZM79 9V8H78ZM77 9V10H78ZM89 9H91V7L89 8ZM89 9H87V10H89ZM94 9H97V8H94ZM94 9L92 8V11H94ZM99 9H100V7H99ZM102 9V8H101ZM14 10H16V8H13V9H10V10H8L7 11V9L5 10V12H4V10L3 11H1V12H4V14H7V12H9V11H14ZM19 10V9H18ZM18 10H16L15 12L16 13H18L19 11ZM30 10V11H31ZM77 10H74V11H77ZM98 10V9H97ZM103 10H105V9H103ZM102 10V11H103ZM25 11H28V9H26ZM37 11H36V13H32V12H29V14H28V16L29 15H31L30 13H32V15L33 14H39V13H37ZM43 11H41V12H43ZM91 11V12H92ZM245 11V12H244ZM251 13L250 15H248V13L249 12ZM0 12V13H1ZM21 12V11H20ZM18 13V14H22L23 13V11L21 12V13ZM85 12H86V10H85ZM88 13H90V11H87ZM109 12H107V13H109ZM248 12V13H247ZM75 13H77V12H73V15L75 14ZM88 13H86V14H88ZM100 13H102L101 11L99 12V14H98V16L100 15ZM14 14V13H13ZM16 15L17 17H14L15 19H19V21H20V17H19V15ZM26 15L27 13H23L21 16H23V15ZM47 14V13H46ZM45 14V16L43 15V17H45V20H46V18H47V15ZM52 17L53 16H55V14H56V12H55V14L52 12ZM65 14V15H66ZM71 14V13H70ZM78 14V13H77ZM77 14H75L73 17H75L76 18V16H77ZM85 14V15H86ZM110 14V13H109ZM2 15H3V13H2ZM11 16H14V15H12V13L10 14ZM31 15V16H32ZM34 15V16H35ZM236 15H237V17H236ZM0 16H1V14H0ZM6 16V15H5ZM10 16V17H11ZM30 16V17H31ZM33 16V17H34ZM39 16H40V14H39ZM87 16V15H86ZM88 16H89V14H88ZM98 16H97V18H98ZM101 16V15H100ZM99 16V17H100ZM242 16V17H241ZM2 17V16H1ZM1 17H0V20H1ZM24 17V16H23ZM51 16H48V18H52ZM59 17V16H58ZM65 17V16H64ZM71 17V16H70ZM73 17H71L72 18V23L74 22V20H75V18H73ZM79 17V16H78ZM78 17H77V19H78ZM102 18H104V15L103 16H101ZM100 17V18H101ZM13 18V17H12ZM25 18V17H24ZM28 17H26V19H27ZM37 18H38V16H37ZM60 18V17H59ZM58 18V20H60L61 21V19H59ZM67 18H69L68 16H67ZM70 18V19H71ZM80 18V17H79ZM86 18H88V17H86ZM97 18H95V19H97ZM101 18V19H102ZM106 18V17H105ZM141 18V19H140ZM7 19V18H6ZM35 19H36V17H35ZM39 19V18H38ZM53 19V18H52ZM51 19V20H52ZM140 19V20H139ZM5 20V19H4ZM3 19H2V22H4L5 24V26H6V22L4 21ZM22 20V19H21ZM42 20V19H41ZM45 20H43V21H45ZM56 20H57V16H56ZM56 20H52V21H54V22H56ZM68 20V19H67ZM80 20V19H79ZM79 20H77V21H79ZM82 20V19H81ZM139 20V21H138ZM227 20V19H226ZM38 21H40V20H38ZM59 21V22H60ZM64 21H66V19L64 20ZM64 21H61L62 23L64 22ZM103 21L105 22H107L106 23V25L103 23ZM10 22V21H9ZM21 22V24L23 23H26L25 21L23 22V20L22 21H20ZM46 22V21H45ZM59 22L58 23H56V24H59ZM60 22V23H61ZM68 22H69V20L67 21V24H66V22H64L65 23V25H68ZM81 23H82V21H80ZM79 22V23H80ZM95 22V21H94ZM94 22H93V24H94ZM99 22L96 24L95 23V26L96 25H99ZM1 23V22H0ZM8 23V22H7ZM142 23H143V21H142ZM1 24H3V23H1ZM70 24V23H69ZM100 24V25H101ZM4 25H2V26H4ZM8 25H11V24H8ZM16 25L18 26V25H20L19 23H18V21H16ZM27 25V24H26ZM26 25H25V28H26ZM218 25V24H217ZM1 26V25H0ZM1 26V27H2ZM40 26V25H39ZM42 26V25H41ZM106 26V27H105ZM4 28V27H3ZM6 28V27H5ZM7 28H9V27H7ZM11 28V27H10ZM23 28H24V26H23ZM107 29V32L106 31H104V29ZM138 28V29H137ZM143 28H144V26H143ZM145 28H146V25H145ZM21 29H22V26H21ZM21 29H20V31H21ZM38 29H40L39 27H38ZM95 29H97V27H95ZM102 29H101V31H102ZM127 29H129V30H127ZM131 29V30H130ZM2 29H0V31H1ZM10 30V29H9ZM9 30H6V31H9ZM22 30H24V29H22ZM26 30V29H25ZM32 30H34V29H32ZM31 30V28L29 29V32L30 31H32ZM137 30H139V32H140V35H143L144 34V36H141L140 37V35H139V32H138V34H137ZM145 30V29H144ZM5 31V30H4ZM93 31H95V30H93ZM100 32V29H98L96 32ZM131 31V32H130ZM95 32V33H96ZM129 32V33H128ZM5 33V32H4ZM9 33H11V32H9ZM32 33H33V31H32ZM31 33V34H32ZM101 33V32H100ZM100 33H98L99 35H100ZM103 33L101 34V35H103ZM107 33V34H106ZM127 33L129 34L128 36H126L127 35ZM0 34L2 35V33L0 32ZM29 34V38H31L32 36H34L35 37V35H31L30 33H28ZM92 34V33H91ZM0 35V38H3L2 36ZM7 35H9V34H7ZM5 36V38H8V36ZM23 35V34H22ZM13 36V35H12ZM15 36V35H14ZM18 35H16V37H17ZM97 36V35H96ZM5 38H3V40H4V42H3V40L1 39V41H0V43L2 42V44H0V45H2V46H4L5 44H6V42H5ZM36 38V37H35ZM35 38H31V43H32V45L34 44L35 46H36V43H33V39L35 40ZM126 38V39H125ZM9 39V38H8ZM16 39H18V38H16ZM24 39V38H23ZM22 39V40H23ZM13 40V39H12ZM11 40V41H12ZM21 40V39H20ZM21 40V41H22ZM28 40V39H27ZM27 40H25L24 39V41H26V42H24L23 43V46H21V45H18V47L19 46H21V48L20 49H26V48H29L30 49V47L31 48H33L32 47V45L30 46V44L28 43V41ZM96 40V39H95ZM128 40V41H127ZM136 40V39H135ZM218 40V39H217ZM217 40H214L213 41V45H212V47H213V51L214 52H219L220 51V48H219V46H218V41ZM10 42V41H9ZM20 42V41H19ZM23 42V41H22ZM14 43V42H13ZM17 43H18V41H17ZM17 43H15V44H17ZM26 43L28 44V46L29 47H27V45H26ZM38 43V42H37ZM97 43V42H96ZM143 43V42H142ZM10 43H7V46L9 45ZM15 44H12L11 43V45H13V48H14V46H15ZM18 44H20V43H18ZM33 45V46H34ZM129 45V47H130V44H128ZM7 46L5 45L4 47L5 48H3V49H5V51L6 52H4L5 54L9 51V53L8 54H10V57H9V55H5V56H8V59H6V60H4L5 59V57H4V59H3V57H0L1 59H3L4 61H7L8 60V63H9V61H10V63L12 64V66L14 67V63H12V60H14L15 61V57L16 56H14L17 52H18V48L14 51H12V53H11V48H7ZM142 46H143V44H142ZM9 47V46H8ZM2 47H0V49H1ZM7 48V49H6ZM101 48V49H100ZM140 48L141 47H139V52L140 51H142V53L140 52V54H138L139 52H136L137 53V59L139 60L140 58V55L142 56V58H141V60H139L140 61V63H141V61L142 60H144V61H142L144 64L146 63V62H150L151 64H152V60L150 59V57H147L148 59H149V61H148V59L144 56V54H143V51L144 50H142V48H141V50H140ZM148 48H151L150 46L149 47H147V45H145V53H146V50L148 49ZM19 49V50H20ZM34 49V48H33ZM131 49V48H130ZM28 50V49H27ZM259 50V49H258ZM1 51V50H0ZM4 51V50H3ZM100 51H101V53H100ZM130 51V50H129ZM13 52H14V54H13ZM35 52H36V49H35ZM129 53V55H127L128 53ZM132 52V51H131ZM19 53H21L22 55H20V54H18V59L20 60V62H19V60H17L16 59V65H17V63L19 62L20 63V65H15L16 67H21V69L19 70V71H21L19 74L18 73H16V71H15V75L16 74H18V75H20L19 77L20 78H18V76L16 77V78H18V80L19 79H23V80H25V84L28 86L29 84H30V82H32L33 80H36L35 79V77L36 76H38L39 75V70H40V68L39 69H37L38 68V66H40V63H39V57H35V56H33V55H31L30 53H32V52H30L29 54L27 53V54H23L22 52H20L19 51ZM36 53H38V52H36ZM132 53H135V52H132ZM2 55V54H1ZM19 55L22 57V58H20L19 57ZM27 55L29 56L27 59H26V57H27ZM36 55V54H35ZM98 55H99V57H98ZM12 56H14L13 58H12ZM24 56V57H23ZM36 56H38V54L36 55ZM129 56H131L130 58H129ZM135 56V57H134ZM103 57V58H102ZM107 58L106 60H105V58ZM134 57V58H133ZM152 57H154V56H152ZM243 56H241V55H231V56H229V57H221V56H217V57H214V59L216 58V60L218 61H216V60H213L212 58L213 57H210L213 61H210L209 60V62H211V63H209V62H207V60L209 59V57H207V58H205V57H203V59H206V61L204 60L203 62H205V64L207 63L208 64V66H206V67H208V69H210V72H211V75H209L208 73H210V72H208L207 70L208 69H206V68H203V66L204 65H202V66H199V63H198V65H197V61L199 62V60H197L196 58V60H193V59H189V60H185V61H183L182 60V64L183 65H181V63H180V61L181 60H179V59H177V58H175V59H172V62H171V59L169 60L170 62H171V64H170V62L168 63V66L170 65V67H167V65H166V67H167V69L165 70V71H167L168 70V68H169V70L167 71L169 74H171L172 73V78H173V80L174 79H177V80H180V82H181V79L182 78H184L183 80H182V83H180L179 81V84L180 85H184L185 83H186V79L188 80V79H190V77L191 78H193V76L191 75V76H188V75H190L191 73H190V71H189V68H190V70H192L191 69V67H193L194 65L196 66V68H195V66H194V71L196 72V74H195V72L193 71L192 72V74L194 73L195 74V76H194V81H196V79H200V82H199V79H198V82L200 83V84H197V83H195V82H193V80H192V82H193V84H194V86H195V84H197V87L195 86V87H193V84H191L190 86H192L191 87V89L192 88H194V90L192 89V90H190V89H186V86H185V89L186 90H188V93L190 94V92H193V93H195L196 92V95L197 94H201V90H202V94H203V96H202V98H201V100H199V101H201V103L203 104V119H201V118H199V119H201L200 120V122H199V120H198V124H199V126L200 127H202V128H207V130L209 129V131H206V136H207V134H209V133H211L210 132V129L211 128H209L210 126H211V118L213 117V112L214 111H216V109H217V113L219 114V116L223 113H220V111H218V108H216L218 105H217V103H218V101L220 102V101H222V100H224L223 98L224 97H227V96H229L228 95V90H227V92H226V88H225V85L227 84V85H229L230 84V89H232V90H230L229 89V93H231V91H232V93L230 94L231 96H229V97H227L229 100H231V102H232V104H230L229 105V102H227V98H225V99H227V100H225V102L222 104V105H224V104H228L229 106H231V107H229V108H227V110L229 111V112H227V110L226 111H224L225 109L223 108L224 106H226V105H224L221 109L224 111V112H227V114H226V119H228L229 120V124L231 125V123H230V120H233V123H237V124H239V125H241V126H246L245 128H246V130H245V128H244V130L246 131V133L248 132L247 130H249L250 129V131H252V132H250V133H253V130L255 131V129H257L258 127H259V125H260V129H258V130H264L263 128H262V124H264V122L262 123L261 122V120H260V118L262 117V118H264V116H262V115H264V57H262V56H258V58L255 56V58L253 59V58H245L244 57V59L242 58ZM7 58V57H6ZM100 58H102V59H100ZM192 58V57H191ZM9 59H12V60H9ZM38 59V60H37ZM133 59V61H131V60ZM136 59V58H135ZM147 59V60H146ZM153 59V58H152ZM155 59V58H154ZM158 59L159 58H157V60L156 61H158ZM199 59H200V57H199ZM248 59V60H247ZM152 62H151V61ZM155 60H154V63H155ZM162 60V59H161ZM177 61L178 60V62L177 63H174V64H176L174 67H173V62L174 61ZM39 63V64H37V62ZM98 63H97V62ZM146 61V62H145ZM194 61H196V62H194ZM245 61V62H244ZM92 62V63H93ZM163 62V61H162ZM165 62H166V60H165ZM193 62H194V64H193ZM215 62H216V65L218 64V69L220 68V73H219V75H218V77H217V75H216V77H215V74H213V76H212V73L214 72V71H211V70H213V69H211V65L214 67V65H215ZM243 62V63H242ZM96 63L98 64L97 66H96ZM139 62H138V65L137 64H135V67L137 68V67H141L142 68V65L140 64ZM142 63V64H143ZM149 63V64H150ZM153 63V64H154ZM159 63V61L157 62V64ZM164 63V62H163ZM213 63V64H212ZM245 63V64H244ZM106 64V65H105ZM111 65V64H114L113 66L116 68H114L113 67V69L111 68L112 67V65L110 66V71H108V72H111V73H109V74H114V75H112V76H109L108 75V73H105V72H107L106 71V69L105 68H107L108 69V65ZM149 64H147V65H149ZM151 64H150V67H151ZM156 64V63H155ZM156 64V65H157ZM160 64V63H159ZM178 64L180 65V66H182V67H180V66H178ZM206 64V65H207ZM210 64V65H209ZM238 64H242L241 66L243 67L244 65H245V67L243 68V70H241V69H239V67H241V66H237ZM244 64V65H243ZM38 65V66H37ZM99 65H101V66H99ZM139 65H141V66H139ZM155 65V67H157ZM165 65V64H164ZM193 65V66H192ZM94 68H92V67ZM103 66V67H102ZM154 66V65H153ZM235 66H237L238 67V69H236L237 67H235ZM88 67H85V69L86 68H88ZM102 67V68H101ZM143 67H144V65H143ZM147 67H149V66H147ZM154 67V68H155ZM171 67L173 68V69H171ZM176 67H179V69L180 68H183V70H184V72H183V70L181 71V69H180V71H178L179 69H176ZM198 67L200 68V71H199V69H198ZM212 67V68H213ZM235 67V68H234ZM11 68V67H10ZM90 68H88L87 69V72L90 70ZM97 68H100V70H98ZM130 68H132L131 69V71H130V74H129V69ZM140 68V69H141ZM151 68H153V67H151ZM154 68H153V70H154ZM164 68V67H163ZM174 68H175V70H174ZM17 68H15V70H16ZM85 69L83 70L82 69V71H84L85 72ZM105 69V70H104ZM146 69V68H145ZM158 69V68H157ZM174 72H176L177 71V75H175L174 77H173V72L171 71V70ZM206 69V70H205ZM37 70H38V72H37ZM91 70H90V73H91ZM101 71V72H99V73H103V74H98L97 73V71ZM109 70V69H108ZM149 70V69H148ZM153 70H152V72H153ZM197 70V71H196ZM206 72H205V71ZM13 71H14V68H13ZM78 71V70H77ZM133 71V72H134ZM142 71V70H141ZM151 71V70H150ZM149 71V72H150ZM155 71L156 70H154V75L156 76V73H158V72H156L155 73ZM199 71V72H198ZM79 72V71H78ZM143 72V71H142ZM174 72V73H175ZM77 73V72H76ZM76 73H75V76L77 77L78 76V78H80V75L78 74V75H76ZM89 73V74H90ZM140 74H141V72H139ZM188 73H190V74H188ZM198 73V74H197ZM38 74V75H37ZM98 74V75H97ZM108 75L109 76V78L110 79H108L105 75ZM140 74H135V75H139L138 77L139 78H141L142 76H143V74H144V72L141 74L142 76L140 77ZM146 74V73H145ZM149 74V73H148ZM159 74V73H158ZM163 74H164V72H163ZM182 74V75H181ZM187 75L188 76V78H187V76H184V77H181V79H180V76L179 75H181V76H183V75ZM202 74V75H201ZM205 74V75H204ZM101 75H102V77H101ZM147 75V74H146ZM152 75V74H151ZM162 75V74H161ZM198 75H200L199 77H198ZM208 75V76H207ZM85 76H86V81H84L85 83H87V80H88V77H89V75H85V73H83V74H81V80L79 79V82H81V81H83L82 79H84L85 78ZM91 76V75H90ZM104 76V77H103ZM132 76L134 77V74H132ZM131 76V77H132ZM159 76V75H158ZM197 76V78L195 79V77ZM75 77V78H76ZM132 77V79L133 80H135V77L133 78ZM145 77V76H144ZM148 77H150L149 75H148ZM160 77H163V79H164V75H162V76H159L157 79L160 81ZM169 77V76H168ZM167 77V78H168ZM186 77V78H185ZM93 77H90V80L92 79ZM151 78H153V77H151ZM150 78V79H151ZM137 79V78H136ZM154 80H155V78H153ZM152 79V80H153ZM78 80V79H77ZM89 80V81H90ZM140 80V79H139ZM142 80V79H141ZM140 80V81H141ZM143 80H146V77H145V79H143ZM142 80V81H143ZM166 80V79H165ZM191 80V79H190ZM132 81V82H131ZM135 81H137V80H135ZM134 81V82H135ZM141 81V82H142ZM175 81V80H174ZM173 81V82H174ZM183 81H185V83H183ZM29 82V83H28ZM78 82V83H79ZM118 82V81H117ZM138 82V81H137ZM137 82L135 83V84H137ZM144 82V81H143ZM146 82H147V80H146ZM156 82H157V80H156ZM165 82H167V81H165ZM170 82H171V80H170ZM177 81H175V83H176ZM177 82V83H178ZM188 82V81H187ZM191 82V81H190ZM202 82V83H201ZM24 83V82H23ZM85 83H83L84 85H85ZM89 83V82H88ZM113 83H115V82H113ZM154 82H151L150 84H153ZM160 83V82H159ZM167 83H169V82H167ZM176 83V84H177ZM82 84V83H81ZM107 84V86L110 84V83H106ZM116 84V83H115ZM114 84V85H115ZM131 84H132V86H131ZM142 84V83H141ZM157 84V83H156ZM172 84V83H171ZM174 84V83H173ZM172 84V85H173ZM175 84V85H176ZM178 84V85H179ZM31 85H32V83H31ZM80 85V84H79ZM143 85V84H142ZM145 85V84H144ZM148 85V84H147ZM158 85V84H157ZM160 85H168V84H165L164 83V80H162L161 79V83H160ZM169 85H170V83H169ZM203 86V87H201V86ZM227 85H226V87H227ZM232 85H234V86H232ZM21 86V85H20ZM107 86L105 85V88H107ZM155 86V85H154ZM163 86V87H164ZM177 86V85H176ZM190 86L188 87V88H190ZM198 86H200V87H198ZM80 87H81V85H80ZM84 87V86H83ZM149 87V86H148ZM151 87V86H150ZM153 87V86H152ZM152 87H151V91L154 93V90L156 91L155 93H156V95H155V97L157 96V98H158V102L157 101H155L154 103H153V105H155V103L157 102V104L159 103H162V102H160V99H159V95H157V93L159 94V92L161 93V92H164V91H167L166 89H168V86H166V87H164V90L163 91H161L162 89H160V91L157 89L158 88V86H156L157 88V90H158V92H157V90L156 89H153L152 90ZM177 87H179V86H177ZM176 87V88H177ZM143 88H145V90L143 89L142 91H146V87H143ZM161 88V87H160ZM174 88H175V86H174ZM228 88V87H227ZM235 88V89H234ZM133 89H134V91H133ZM173 89V88H172ZM198 89V91H196V90ZM103 90V89H102ZM109 90V89H108ZM112 90V89H111ZM111 90H109V91H111ZM139 90V89H138ZM177 90H179L178 88H177ZM190 90V91H189ZM106 90L104 89L103 90V93L105 92ZM141 91V93L142 94H144V92H142ZM168 91H170V89L168 90ZM172 91V90H171ZM170 91V92H171ZM180 91V90H179ZM112 92V91H111ZM110 92V93H111ZM135 92H137V93H135ZM172 92H174V90L172 91ZM171 92V93H172ZM177 92V91H176ZM187 92V91H186ZM200 92V93H199ZM102 93V97L103 98H101V101L105 98L104 96H106V95H104ZM109 92L107 93V94H109V95H113V93L112 94H110ZM152 93V94H153ZM167 93V92H166ZM105 94H106V92H105ZM136 94V95H135ZM141 94V95H142ZM150 94V98L152 97V96H154V94L152 95L151 93H149ZM192 94V93H191ZM201 94V95H202ZM109 95H107V97L109 98ZM144 95H146V93L144 94ZM144 95H142V96H144ZM152 95V96H151ZM165 95H168V93L167 94H165ZM169 95L171 96V94L169 93ZM169 95H168V97H169ZM195 95V94H194ZM139 96V95H138ZM179 99H180V94H177L176 95ZM146 97V96H145ZM154 97V98H155ZM163 97H164V94H163ZM165 97H167V96H165ZM173 97H175L174 95H173ZM173 97H171V98H173ZM188 97V96H187ZM199 97H200V95H199ZM137 98V97H136ZM143 98V97H142ZM148 98H149V96H148ZM147 98V99H148ZM162 98V97H161ZM106 99V98H105ZM110 101H112L111 103H113V104H115L114 103V100H112V96L110 97ZM174 99V98H173ZM181 99H182V97H181ZM184 99V98H183ZM190 99V98H189ZM115 100V102H117ZM155 100V99H154ZM154 100H152V101H154ZM164 102H165V100L166 99H162ZM161 100V101H162ZM168 100V99H167ZM170 100V99H169ZM228 100V101H229ZM134 101H136L137 103H134ZM175 101V100H174ZM173 101V102H174ZM176 101H178V100H176ZM175 101V102H176ZM184 102H185V100H183ZM186 101H187V99H186ZM170 102V101H169ZM168 101H167V103H165L166 105L165 106H163V104L162 105H158V106H160V107H158L157 105V107H155V109H157V108H159V109H157V111H156V113H161L162 114V108L164 107H166L167 109L168 108H172V107H170V106H174V104H172V105H170V104H168L169 103ZM172 102V101H171ZM172 102V103H173ZM174 102V103H175ZM183 102V103H184ZM188 102V101H187ZM100 103H102V102H100ZM107 103V102H106ZM109 103V102H108ZM105 104V103H102L103 105H101V106H107L108 107V109H110V110H108L109 111V114H112V112H110V111H112V109L111 108H116V106L114 105V107L112 106V104L111 103H109V104ZM149 103H151L150 105H152V102H149ZM222 102H220L219 104H221ZM117 104V103H116ZM190 104V103H189ZM152 105V106H153ZM176 105V104H175ZM217 105V106H216ZM101 106H99V104L96 106L97 108L98 107H100L101 108ZM109 106H110V108H109ZM120 106V105H119ZM138 106V105H137ZM136 106V107H137ZM221 106V105H220ZM106 107V108H107ZM134 107V108H133ZM154 107V106H153ZM162 107V108H161ZM219 107V106H218ZM227 107V106H226ZM97 108H95V110L97 109ZM105 108V109H106ZM161 108V109H160ZM175 108V107H174ZM174 108H172V110L174 109ZM220 108H219V110H220ZM119 109V108H118ZM176 109V108H175ZM74 110V109H73ZM76 110H78V109H75V111ZM80 110V109H79ZM82 110V109H81ZM98 110V109H97ZM113 110H115V109H113ZM117 110V109H116ZM138 110V109H137ZM137 110H136V112H137ZM152 110V109H151ZM153 110V111H154ZM161 111V112H159V111ZM165 110V109H164ZM172 110L171 111H169V113L168 114H170L171 115V113H173L172 112ZM221 110V111H222ZM72 111V110H71ZM94 111V110H93ZM174 111V110H173ZM83 112V111H82ZM81 112V113H82ZM92 112V111H91ZM114 112V111H113ZM116 113L118 112V111H115ZM120 112V111H119ZM171 112V113H170ZM186 112V111H185ZM188 112V111H187ZM190 112V111H189ZM193 112V111H192ZM71 113L72 112H70L69 113V115H71ZM84 113V112H83ZM82 113V114H83ZM121 113H122V111H121ZM151 113H153V112H151ZM164 113V112H163ZM167 113V112H166ZM166 113H164V114H166ZM73 114H74V112H73ZM73 114H72V120L74 121V118H73ZM81 114V115H82ZM92 114H93V112H92ZM91 113H90V115L88 114L87 116H89V117H91V115H92ZM119 114V113H118ZM138 116V117H140V119H138V117H137V119L135 118L136 117V115ZM139 114V113H138ZM154 114H155V112H154ZM158 115V114H155V116L156 115H158V116H156L157 117V119L158 120H160V119H162L163 117V114L162 115ZM190 114V113H189ZM193 114V113H192ZM230 114V115H229ZM260 115L261 114V117H259L258 118V116L257 115ZM66 115V114H65ZM64 115V116H65ZM80 115V116H81ZM112 115H115V114H112ZM135 115V116H134ZM169 115V116H170ZM177 115V114H176ZM179 116L181 115V114H178ZM178 115H177V117H178ZM184 115V114H183ZM225 115V114H224ZM255 115V116H254ZM58 116V115H57ZM79 116V117H80ZM83 117H85L84 116V114L82 115ZM117 117L119 116L120 117V114L119 115H116ZM154 116V120H156L158 123L157 124H159V121L157 120V119H155L156 117ZM167 116V115H166ZM168 116V117H169ZM172 116H173V114H172ZM228 116H230V117H228ZM254 117V118H258L259 120H257V118L255 119V120H257L256 121V123H258L257 124V126L254 124V119L253 118H251V117ZM55 117V116H54ZM62 117H63V115H62ZM65 117H67V116H65ZM76 117V116H75ZM118 117V118H119ZM148 117V116H147ZM174 117V116H173ZM184 117V116H183ZM221 117H223V115L222 116H220V118ZM59 118H60V116H59ZM81 118V117H80ZM79 118V119H80ZM86 119H87V117H85ZM141 118H142V120H141ZM151 118V117H150ZM180 118V117H179ZM178 118V119H179ZM252 120H251V119ZM261 118V119H262ZM54 119V118H53ZM61 119V118H60ZM65 119L66 118H64V121H65ZM148 119V118H147ZM165 119V118H164ZM163 119V120H164ZM170 120H171V117L169 118ZM174 119V118H173ZM177 119V120H178ZM181 119V118H180ZM180 119L178 120V121H180ZM184 119V118H183ZM56 120V119H55ZM59 120V119H58ZM71 120V123L73 122ZM75 120H76V118H75ZM85 119H81V123H83L82 121H84ZM151 119H149V121H150ZM175 120V119H174ZM254 120V121H253ZM62 121H63V119H62ZM141 121V122H140ZM155 121V122H156ZM161 121V120H160ZM165 121L166 122H168V118H166L165 119ZM196 121V120H195ZM252 121V122H251ZM262 121H264V119H262ZM66 122H68L67 121V119H66ZM85 122V121H84ZM120 122H122V121H120ZM151 122V121H150ZM165 122V123H166ZM181 122V125H182V123H184V122H182V121H180ZM261 122V123H260ZM76 123V122H75ZM77 123H80V121H77ZM80 123V124H81ZM119 123V119H118V122H117V124ZM142 123V124H141ZM163 123V121L161 122V124ZM163 123L164 124V127L165 128H170L169 126H171L172 124H170L169 126H166V124L168 125V123ZM169 123H172V121H170ZM178 123V122H177ZM176 123V120H175V122H174V124H177ZM196 123V122H195ZM30 124V123H29ZM116 124V125H117ZM123 123H121V125H122ZM173 124V125H174ZM180 123H178L177 124V126L179 125ZM252 124V125H251ZM116 125H115V127H116ZM180 125V126H181ZM184 125H185V123H184ZM183 125V126H184ZM190 125V124H189ZM252 127V128H249L250 126ZM255 125V126H254ZM143 126V127H142ZM247 126H248V128H247ZM26 127H28V125L26 126ZM34 127V126H33ZM30 128L28 131H34L35 129H37V131H39V128H37L36 127V124H35V129L34 128ZM118 127V126H117ZM161 127H163V126H161ZM173 127V126H172ZM179 127V126H178ZM182 127V126H181ZM238 127H240V126H237L236 128H237V130H238ZM255 127V128H254ZM29 128V127H28ZM142 128V130H143V132L144 133H146V134H142V130L140 131V129ZM158 128L160 129V131H159V133L161 134V131L164 129H161L160 128V126L158 125ZM157 128V129H158ZM174 128V127H173ZM177 128V127H176ZM254 128V129H253ZM262 128V129H261ZM26 129V128H25ZM25 129H24V131H25ZM181 129V128H180ZM179 129V130H180ZM183 129H185V128H183ZM187 129H190V128H188V126H187ZM184 130V131H187L188 132V130ZM242 128H240L239 130H241ZM121 130H123L122 128H121ZM132 130V131H131ZM135 130V131H134ZM193 130V129H192ZM258 130H256V132L258 131ZM27 131V129H26V132H27V134L28 133H30V132H28ZM128 131V130H127ZM158 131H156L157 133H158ZM190 131V130H189ZM244 131V132H245ZM209 132V133H208ZM241 132V131H240ZM244 132H242V133H244ZM127 133V132H126ZM157 133H154L155 135L154 136H156L158 139H159V137H161V136H163V135H160V136H158V135H156ZM194 133V132H193ZM213 133V132H212ZM249 133V132H248ZM247 133V135H249L250 137L252 136L251 134H248ZM24 134V133H23ZM27 134H24V137H25V135L27 136ZM31 134H33V133H31ZM245 134V133H244ZM143 135V136H142ZM147 135V136H146ZM239 135V136H238ZM237 135V141H238V139L239 138H244V136H247L246 134L245 135H242V137H241V133H239ZM256 134H254V136H255ZM23 136V135H22ZM35 136V135H34ZM144 136H146L145 138H144ZM253 136V137H254ZM28 137H30V136H28ZM207 137H209V136H207ZM239 137V138H238ZM249 137V138H250ZM26 138V137H25ZM31 138V137H30ZM29 138V139H30ZM144 138V139H143ZM147 138H148V140H147ZM157 138H155V140L157 139ZM248 138V136L247 137H245V139L247 140V139H249ZM137 139H139V138H137ZM151 139V140H150ZM157 139V140H158ZM206 139V138H205ZM211 139H212V137H211ZM211 139H209V138H207V142L205 141V143H202L203 141H204V139L201 141V143H200V145L202 146V147H198V148H200L199 149V151H200V153H199V156L197 155V153H195L198 157H197V159H198V162H199V164H200V166L198 167V169L195 171V174L196 175H198L199 173H206V171H207V173L209 172L208 170H207V168H209V170H210V168L213 166L212 164L211 165H209V163H213V157L211 156V155H209L208 154V150H207V148L209 147L208 145H210V147L208 148V149H212L211 147V145H213L212 144V142H210V141H212ZM251 139H253L252 137H251ZM251 139H250V141H251ZM32 139H30L29 140V142L31 141ZM135 140V139H134ZM149 140H150V142H149ZM154 140V139H153ZM208 140H210V141H208ZM243 140V139H242ZM244 141V142H246V143H248L247 141ZM25 141V140H24ZM27 141H28V139H26V141H25V143L24 144H26L27 145ZM159 141V140H158ZM250 141H249V143H250ZM135 142L137 143V140H135ZM135 142H134V144H135ZM142 142V143H141ZM160 142V141H159ZM196 142H198V140L196 141ZM243 142V143H244ZM211 143V144H210ZM238 143V142H237ZM241 143H242V141H241ZM150 144V145H149ZM164 144H168V147L166 146V145H164ZM193 144H195V142L193 143ZM198 144V143H197ZM162 145V146H161ZM170 145V146H169ZM127 146V145H126ZM128 146H130V147H128ZM128 146H127V148H131V145H129L128 144ZM141 146H143V147H141ZM190 146H191V144H190ZM193 146V145H192ZM198 146V145H197ZM236 146H237V144L235 145L234 144V147L236 148ZM238 147V146H237ZM167 148H169L168 150H167ZM205 148V149H204ZM23 149H24V147H23ZM42 149H44V148H42ZM173 149H175V148H173L172 147V151H174ZM204 149V150H203ZM37 150H39V149H37ZM137 150V149H136ZM170 150V151H169ZM180 150H182V149H180ZM179 150V151H180ZM236 150V151H235ZM234 150V152H235V154L237 155V151H238V149H235ZM19 152H20V150H18ZM22 151V150H21ZM36 151V150H35ZM137 151H139V150H137ZM183 152H184V150H182ZM196 151V150H195ZM194 151V152H195ZM201 151H203V153L201 152ZM211 150H209V152H210ZM40 151H38V153H39ZM205 152V153H204ZM212 152V151H211ZM18 153V152H17ZM24 153V152H23ZM37 153V152H36ZM140 153V152H139ZM177 153H180V152H177ZM182 153V152H181ZM21 154H22V152H21ZM27 154V153H26ZM25 154V155H26ZM49 154V153H48ZM47 154V155H48ZM51 154V153H50ZM141 154V153H140ZM200 154H202V155H200ZM211 154V153H210ZM212 154H213V152H212ZM234 154V155H235ZM25 155L23 154V156L21 155V157H23V158H26L25 157ZM28 155V154H27ZM34 155H35V152H34ZM47 155H46V153L44 154V153H41V154H38L36 157H29L28 159H27V163L26 162H24V163H26V165H25V167L21 170V172L20 173H18V175H15L16 176V178L18 177V179H19V184L16 186V187H14V189H12V190H10L11 188H10V186H8L10 189L7 191V194L5 193V195L6 196H4V195H2V193H0L3 197H2V200H0V205H1V202H3V204L0 206V207H2L3 205H5L7 202L8 203H13V206H14V204H15V206H14V208H16V209H11V210H7V208H8V206L6 207V212L7 213H5L4 214V211H5V206H3L2 207V211H1V216H0V229L2 228V229H6L7 230V233H6V235H8V237L7 238H9V236L11 237L12 236V238H9L8 239V243H7V241H5L6 239H4V240H0V242H1V246H0V248L1 247H3V248H1L2 250H3V253H2V255L3 254H5L4 252H7V253H11L12 252V254H13V252H15L18 248H19V251L17 250L16 251V253L18 252V253H20V252H23V251H21L22 249L21 248H23V246L25 245L27 248H29V244H27L29 241H30V239H31V237L33 238V236H34V238L36 239V233H37V235L38 234H40L41 232V230L39 229V231H38V228H37V232L36 233H34L35 232V229L34 228H36V226L35 225H33L34 227L32 228V230H33V232H31V234H30V237H29V235H28V237L26 236V238H28V239H23L24 238V234H23V231L21 232V229L20 228H22V230H23V228H26V227H28V225L29 224H27V226L25 225V222L26 223H28V221H27V219H28V216L26 215L25 216V213L24 212H26L27 213V211L26 210H28V208L26 209L25 208V211L23 210V208H24V206L26 205H28V203L27 202H30L31 203V201L34 203L35 202V196L34 195H32V194H34V193H32V192H34L33 191V189H32V187H33V185H32V183H33V181H34V179H35V177H36V175L40 172V170L41 171H43V169H44V166L46 165V163H48V159L50 158L49 157V155H48V158H47ZM177 155V154H176ZM179 155V154H178ZM9 156L11 157V155L9 154ZM9 156H8V158H9ZM13 156L14 155H12V158H13ZM20 156V155H19ZM30 156V155H29ZM20 157V158H21ZM143 157H142V160H144L143 159ZM179 156H177V157H175V158H172V159H175L176 160V158H178ZM180 157H181V154H180ZM179 157V158H180ZM185 157V155H182V158H184ZM7 158V159H8ZM135 159L136 160V158L135 157H132V158H129L130 159V161H128L129 163L131 162V159ZM139 158H141V156L139 155ZM10 159V158H9ZM52 159V158H51ZM50 159V160H51ZM187 158H185V160H186ZM212 159V161H210ZM125 160V159H124ZM148 160H149V162H148ZM169 160V161H168ZM174 160V161H175ZM185 160L184 161H182V162H184L185 163V165H184V163H182L183 165H181L180 164V167L182 166V169L183 170H185L183 167L184 166H187L186 165V162H187V160H186V162H185ZM126 161H127V159H126ZM170 162L169 163V165H171V167H167V165H168V162ZM173 161V160H172ZM220 161V160H219ZM120 163H121V161H120ZM124 165L121 167V165L122 164H120L119 166H118V168H116L117 169V171H116V173L117 172H119V171H121L122 172V170L125 172V170H124V166H125V169H126V167H127V172H128V170H130V167L131 168H133L134 169V166L132 167L131 165H135V163H133V164H130V167L127 165L128 163H126V165H125V163L124 162H122ZM132 163V162H131ZM144 163V162H143ZM150 165V166H149ZM168 165V166H169ZM49 166V165H48ZM47 165L45 166V169L48 167ZM54 164H53V169H54ZM116 166V167H117ZM144 166V165H143ZM211 166V167H210ZM56 167V166H55ZM129 167V168H128ZM179 167V168H180ZM147 168L149 169V170H147ZM171 168V169H170ZM178 168V170H181V169H179ZM173 169H176L175 170V173H176V171H178L177 170V168H173ZM190 169V168H189ZM188 169V170H189ZM47 171H48V169H46ZM49 170H50V167H49ZM182 170V171H183ZM188 170H185V171H187V173L188 172H190L191 171V169H190V171H188ZM39 171V172H38ZM51 171V170H50ZM210 171H213V169L212 170H210ZM217 171V170H216ZM170 172V173H171ZM193 172V171H192ZM41 173V172H40ZM44 173H47V172H45L44 171ZM50 173V172H49ZM123 173V172H122ZM203 173V175H207V174H204ZM212 173V172H211ZM51 174V173H50ZM112 174V173H111ZM124 174V173H123ZM162 174V175H163ZM167 174H168V172H167ZM189 174V173H188ZM193 174V173H192ZM195 174H193L194 176H196ZM209 174V176H210V172L208 173ZM215 174H217V173H215ZM14 175V174H13ZM38 175H40V174H38ZM43 175V174H42ZM45 175V174H44ZM47 175V174H46ZM190 175V174H189ZM192 175V176H193ZM212 175H213V173H212ZM47 176H49V175H47ZM46 176V177H47ZM113 176H115V175H112L111 177L113 178ZM191 176V175H190ZM199 176H200V174H199ZM208 176V177H209ZM218 176V175H217ZM8 177H10V176H8ZM14 177V176H13ZM110 177V178H111ZM207 177V176H206ZM219 177V176H218ZM4 178V177H3ZM12 178V177H11ZM10 178V179H11ZM111 178V179H112ZM193 178V177H192ZM196 178V177H195ZM198 178V177H197ZM212 178V179H211ZM8 179V178H7ZM6 179V180H7ZM9 179V180H10ZM14 179H15V177H14ZM43 179V178H42ZM209 179V178H208ZM215 179V178H214ZM214 179H213V176L212 177H210V181H208V188L209 189H211V190H213V189H215L216 190V188H213V184H215V183H213V181H214ZM4 180V179H3ZM8 180V181H9ZM114 180V179H113ZM113 180H111V181H113ZM189 180H191V178L189 179ZM192 180H194V179H192ZM200 180V179H199ZM218 180H219V178H218ZM13 181V180H12ZM110 181V182H111ZM196 181H197V179H196ZM7 182V181H6ZM6 182H5V180H4V182H2V186H6ZM188 182H190V181H188ZM188 182H186V184H185V186L187 187H183L184 188V191H187L188 189H191V193H189L190 194V196H185L186 195V192L184 193V191H183V194H184V196H182L181 194L180 195H178V199H176L177 197H175V199L177 200V203H178V207L180 206V207H183L184 205H189L191 202H194L192 205L195 207L197 204H199L198 202L200 201V200H198V198H196V196L197 197H199V196H201L202 195V193H203V195H205V196H207L208 197V199L206 200V199H204V201H203V198H205V196L203 197V196H201V198H202V200L200 201V202H205V200H206V202L209 200V197H210V199L213 197V194H212V197H211V194H209V196H208V188H206V190H204L203 192H202V190H201V193L200 194H198V195H196V192L197 191H195V190H197V185H195L196 187V189H192L193 187H194V185L192 184V182L191 183H188ZM9 183V182H8ZM194 183V182H193ZM198 183V182H197ZM205 183H206V180H205ZM183 184V185H184ZM190 185L191 187H192V185H193V187L192 188H190V186H188V185ZM192 184V185H191ZM182 185V186H183ZM200 185V184H199ZM205 185H207V183L205 184ZM205 185L203 186V187H205ZM201 186V185H200ZM217 186V185H216ZM8 187H6L5 188V190L8 188ZM202 187V188H203ZM185 188H186V190H185ZM200 188V187H199ZM201 188V189H202ZM209 191V192H211V193H213L212 191ZM214 190V191H215ZM1 191H3V189L2 190H0V192ZM193 191V192H192ZM206 191V192H205ZM38 193V191H35V193ZM187 192H189V190L187 191ZM198 192H200V191H198ZM207 195H206V194ZM188 194V195H189ZM37 195V194H36ZM38 195H40V193L38 194ZM31 196H33V198H34V200H33V198L31 199ZM42 196H44V195H42ZM47 196V195H46ZM181 196L182 197H184V198H182V199H180L181 198ZM42 198V197H41ZM44 198H47V197H43L42 198V200L45 202V199ZM31 199V200H30ZM37 199H40L39 198V196H37ZM163 199H165V198H163ZM167 199H170V197H168V198H166V200L164 201V200H162V204H163V201L164 202H166L167 204H168V202H167ZM180 199V200H179ZM195 199H197V201H195ZM213 199V198H212ZM212 199H211V202H210V205H211V203L213 204V201H212ZM158 200V199H157ZM161 200V199H160ZM172 201L174 200V199H171ZM170 200V201H171ZM176 200H174V203H175V201ZM38 202H37V204L39 203V200H37ZM41 201V200H40ZM159 201V200H158ZM169 201V200H168ZM210 201V200H209ZM46 202H47V199H46ZM195 202H197V204L195 203ZM29 203V204H30ZM32 203V204H33ZM36 203V202H35ZM41 203V202H40ZM43 203V202H42ZM151 203V202H150ZM196 204V205H195ZM36 205V204H35ZM149 205V204H148ZM147 205V206H148ZM158 205H161V202L158 204ZM177 205V204H176ZM191 205V206H192ZM200 205V204H199ZM25 206V207H26ZM163 206V205H162ZM174 206V205H173ZM192 206V208H194ZM11 207V206H10ZM28 207V206H27ZM148 207H150V205L148 206ZM186 207V206H185ZM197 207V206H196ZM195 207V211L193 210L192 212H190V216H192V217H195L197 220L196 221H198L199 223H200V226H199V228H197V229H194L193 227H192V225H191V223L190 222H187V218H185V222L187 223V224H185V226L186 227H183L184 225V223L185 222H183L184 220H182L181 222L179 221V220H181L182 218H184V216L183 215H181V214H179V212H180V209H178V211L177 212H175V211H173V212H175L174 214H178V215H175V219L176 218H180L179 220L178 219H176V221H177V223H179V225H182V229H181V232H182V230H183V228L186 230V232H185V230L182 232V236L183 237H181L180 235L179 236H177L178 234H181L180 232L178 233V232H176L173 228H177V231L180 229V227L181 226H179L178 227V225H177V223H176V225L177 226H175V224H174V226L172 225V221H171V216H170V218L169 219H166V215H170V209H169V214H168V212H167V210L165 209V208H163V210H165V211H163V212H165V214L166 215H164L165 216V219L164 220H162V217H163V212H161L160 213V211L161 210H159L158 209V207H157V209H156V207H153L149 212H147L148 210H149V208H147V213H148V215H147V213L146 212H144V214H146L147 215V217H146V215H144L143 214V217L145 216V218L146 219H144L142 222H141V225H140V227L141 226H143V228L145 227L144 226V224H143V222H147L148 224H146V225H149V227H150V229L151 228H153V227H155L154 228V230H151V232L153 231V233H151L149 230L150 229H148L149 227H147L145 230L143 229L142 230V228H140V230H139V233H138V230H137V234H136V232H134V234H131V235H142V241H143V239H145L143 236H147V234L145 233V234H143V232L145 231V232H150V234L148 233V236L149 235H151L149 238H151L150 240H148L147 238V240H148V243L147 242H144L143 244H142V246H141V249H144L143 248V246L145 247L146 246V248H147V252H145V254H143V255H147V256H145V260H146V262H147V264H162V263H164V264H171V263H173V261L175 260V258H177L176 259V261H174V263L175 264H179L180 262L178 261L180 258H179V256H181L182 257V255H180L181 254V252H179V253H177V254H179V256L177 257V255L175 254V253H172V256H171V254H170V256L172 257V262L171 261H168V260H170L169 258H170V256H168V258H167V261H164V258H165V256H166V254H168L167 252H169V250L171 251V249H172V247H173V249L174 250H176L177 249V247H176V245L178 244V246H179V243L180 242H178L179 240H178V237H180V239L181 238H183L182 240H185V241H183L185 244H186V242H187V240L186 239H188V237L189 236H187V238H186V234H189L190 235V237H191V233H192V236H193V239L195 238V240H196V242H198V243H194L193 245L194 246H192V245H189L190 247L189 248H191L192 249V252L195 250V252L196 251H198L199 250V247H200V244L202 243V245H203V243H204V241H209L208 240V238H210V228H211V226H213V224H212V222H210L209 221V219L211 220L212 219V221H213V218H210V216L212 215V214H207L208 216H209V219L208 220H206L207 218L204 216L203 217V213L205 212H208L205 208H203L202 210H200V211H203V210H205L204 212H200V211H198L199 209H201V207L199 208V207H197L196 208ZM151 208V207H150ZM160 208H161V206H160ZM1 209V208H0ZM18 209V210H17ZM173 209V208H172ZM186 209V208H185ZM184 209V210H185ZM190 209H191V207H190ZM198 209V210H197ZM146 210V209H145ZM187 210V209H186ZM185 210V211H186ZM189 210V209H188ZM197 210V211H196ZM29 211V210H28ZM32 213H31V215H33V217L35 216V212H34V210L33 211H31ZM204 213V214H205ZM209 213V212H208ZM27 214H29V212L27 213ZM161 214H162V216H161ZM174 214H172V215H174ZM180 216V217H179ZM183 216V217H182ZM213 216V215H212ZM211 216V217H212ZM30 217V216H29ZM141 217H142V215H141ZM169 216H167V218H168ZM173 218V217H172ZM31 219V217L29 218V220ZM32 219H34V218H32ZM31 219V220H32ZM174 219V218H173ZM26 220V221H25ZM165 220H166V222H167V224H168V221H171V224L170 225H172V226H168L167 224H165L164 222H165ZM189 221V220H188ZM162 223H164V225L162 224ZM170 223V222H169ZM47 224V223H46ZM143 224V225H142ZM190 224V225H189ZM26 226V227H24V226ZM187 225H189L188 227H187ZM9 226H12V227H9ZM23 226V227H22ZM47 226V225H46ZM164 226V227H163ZM166 226H168L169 227V229L172 227V229H170V231L173 233V235H168L169 233H167L168 232V230L165 228ZM3 227H5V228H3ZM9 227V229H7ZM32 227V226H31ZM30 227V228H31ZM41 227V226H40ZM39 227V228H40ZM10 228H12V229H10ZM20 229V232L18 231H16V229ZM163 228H165V230L163 229ZM192 228V229H191ZM14 229V231H16L15 233L17 234L18 233V235H21V236H19V238H18V240L16 241V239H17V237H18V235H13L14 234V231H12ZM138 229H139V227H138ZM191 229V230H190ZM212 229H213V227H212ZM3 230V232H2V234H5L4 231ZM8 230L10 231V232H12V233H10V234H12V235H10L9 234V232H8ZM29 230V229H28ZM167 230V231H166ZM175 231L176 232V234H175V232H173V231ZM1 231L2 230H0V234H1ZM29 231H31V230H29ZM28 231V233H30ZM164 231V232H163ZM180 231V230H179ZM26 232H27V230H26ZM141 232V233H140ZM188 232H190V233H188ZM19 233H21V234H19ZM28 233H26V234H28ZM163 233H167V235L166 236H162V234ZM172 233H170V234H172ZM184 233V234H183ZM195 233V234H194ZM35 234V235H34ZM156 234V235H155ZM139 235L137 236V237H133V236H131V238H134L135 240H137L138 239V237H139ZM1 236V238L3 237V235H0ZM16 236V237H15ZM162 236V237H161ZM175 237V238H173V240H175V241H173V240H170L171 238L170 237ZM14 237V238H13ZM20 237H23L22 239L23 240H21V238ZM152 237H158V238H156L155 240L156 241H154V240H152ZM167 237H169L170 239H166ZM159 238H161V239H159ZM162 238H163V242H165V241H172V243L170 242H168V243H166V244H169V247H167L166 246V244L165 243H163L162 242ZM185 238V239H184ZM13 241H12V240ZM15 239V240H14ZM133 239V241H132V243H135L134 240ZM140 239V238H139ZM154 239V238H153ZM191 239V238H190ZM197 239H198V241H197ZM21 240V241H20ZM146 240V241H147ZM152 240V241H151ZM158 240V241H157ZM181 240V241H182ZM3 241L4 242H6V244L5 245H7L6 246V248H4V246L5 245H3ZM10 241H11V243H10ZM14 241H16V242H14ZM19 241H20V243L22 244V243H24V245L22 246L20 243H19ZM22 241H25V242H22ZM33 241H35V240H33ZM29 242V243H31V244H33L34 245V242ZM141 241V240H140ZM150 241V242H149ZM154 241V242H153ZM194 241V240H193ZM193 241L190 243V244H192L193 243ZM201 243H200V242ZM12 242H14V243H12ZM131 242V241H130ZM137 242H139V240L137 241ZM151 242L153 243L152 245H158V246H152V245H150L151 247H147V244H151ZM174 242H178L177 244H175ZM206 242L204 243L205 244V246H207L206 245ZM141 243V242H140ZM158 243V244H157ZM163 243V245H164V247H163V245H162V247H161V244ZM173 243H174V245L175 246H173ZM31 244H30V248L33 250L34 248L36 249V244L34 245V246H31ZM210 244V241L208 242V245ZM20 245L22 246V247H20ZM197 245V246H196ZM202 245H201V248H202ZM149 246V245H148ZM180 246H181V243H180ZM180 246L178 247V248H180ZM205 246H203V247H205ZM33 247V248H32ZM158 247H161L162 249L164 248V252L162 251H160L159 249H158ZM185 247V246H184ZM184 247H183V245H182V248H180V250L179 251H181V250H184ZM186 247H188V246H186ZM196 247V248H195ZM198 247V248H197ZM29 248V249H30ZM145 248V249H146ZM170 248V249H169ZM176 248V249H175ZM189 248H187V252L190 250ZM194 248V249H193ZM1 249H0V251H1ZM5 249V250H4ZM21 249V250H20ZM24 249V248H23ZM34 249V250H35ZM154 249H156V250H154ZM158 249V250H157ZM161 249V250H162ZM28 251V250H27ZM26 251V249H25V252H27ZM159 251V252H158ZM200 251H203V249H200ZM213 251V250H212ZM140 252L141 253H144V252H142V250H140ZM173 252H176V251H173ZM184 252L187 254V252H186V249H185V251H183V257H188V255H189V253L192 255H189V257L188 258H186L187 259V261H188V259H190V256L191 257H193L194 255H195V258L197 259H199V258H201L202 256H200L201 255V253H203V252H201V253H199L200 255H197V254H194L195 252H193V253H191V250L188 252V255L187 256H185L186 254H184ZM1 253V252H0ZM24 253V252H23ZM23 253H22V255H23ZM161 253V254H160ZM170 253V252H169ZM11 254V255H12ZM21 254V253H20ZM176 255V257L174 258V255ZM11 255L10 254H7L6 256L5 255H3V257L6 259L7 257L9 258V257H11ZM14 255H15V253L13 254V256L12 257H14ZM17 255V254H16ZM19 255V254H18ZM22 255H19V257L20 256H22ZM158 255H160V256H158ZM161 255H163V256H161ZM24 256V255H23ZM22 256V257H23ZM197 256V257H196ZM200 256V257H199ZM144 257V256H143ZM159 257L160 258H162V257H164V258H162V259H160L159 260ZM182 257V258H183ZM0 259H2V257H0ZM4 259V262L6 261ZM193 259H194V257H193ZM192 258H191V260H193ZM196 259H194V260H196ZM197 259V260H198ZM145 260H142L143 261V264H146L145 263ZM166 260V259H165ZM191 260H189L188 262H191L192 263V261ZM1 261L2 260H0V263H1ZM160 261H163V262H161L160 263ZM181 262H182V260H180ZM185 260H183V262H184ZM4 262H2V263H4ZM166 262V263H165ZM181 263V264H184V263ZM7 263V262H6ZM5 264V263H4ZM140 264H142V263H140Z\"/></svg>","mask_w":264,"mask_h":264}]
</instances>
